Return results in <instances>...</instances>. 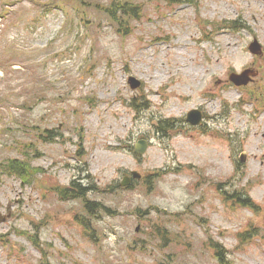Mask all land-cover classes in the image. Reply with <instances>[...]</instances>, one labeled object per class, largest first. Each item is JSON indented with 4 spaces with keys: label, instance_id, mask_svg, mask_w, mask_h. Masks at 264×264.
I'll return each mask as SVG.
<instances>
[{
    "label": "rangeland",
    "instance_id": "rangeland-1",
    "mask_svg": "<svg viewBox=\"0 0 264 264\" xmlns=\"http://www.w3.org/2000/svg\"><path fill=\"white\" fill-rule=\"evenodd\" d=\"M114 1L0 0V264H264V0Z\"/></svg>",
    "mask_w": 264,
    "mask_h": 264
},
{
    "label": "trees",
    "instance_id": "trees-1",
    "mask_svg": "<svg viewBox=\"0 0 264 264\" xmlns=\"http://www.w3.org/2000/svg\"><path fill=\"white\" fill-rule=\"evenodd\" d=\"M130 8H134V7L133 4L129 3L128 1L121 0L118 2L115 0L107 10V14L109 15L110 20L116 23V26L118 27L117 28L118 33H120L123 36H125L127 32H125L124 34L122 29L123 28L127 29L128 25L130 24V20H132L131 16L135 17L137 15V13L134 14L133 10ZM174 123L175 121L173 120L160 122L157 124V129L162 134L164 133L168 134L169 132L167 133V130L172 131L175 129L176 126ZM46 133L47 135L52 134L50 132H46ZM29 167L30 166L26 165L25 162L12 161V162H7L6 164H2V166H0V171L2 173H13L23 180H29V178L31 177ZM155 177L156 179L160 178L162 177V174L157 173L154 176V179ZM75 187H76L75 184H73V186L69 189L60 188L59 193L62 199L66 201L83 200V204L85 205L86 210L90 214H93L95 211H97L95 207H98V203L90 202L89 199H87L88 196L87 193L89 191L80 188V186H78V189H75ZM236 200L238 204H241L245 208H250L252 210L256 209V205L253 202H250L249 200H242L241 198H237ZM96 213L97 212H95L94 215ZM83 225L87 227L86 223H83ZM246 238H248L249 240V234H241L240 236L241 241L246 240ZM213 248L217 254V257L219 258L220 263L226 264V261L224 260V251L221 248V246L216 243L213 245Z\"/></svg>",
    "mask_w": 264,
    "mask_h": 264
},
{
    "label": "water",
    "instance_id": "water-1",
    "mask_svg": "<svg viewBox=\"0 0 264 264\" xmlns=\"http://www.w3.org/2000/svg\"><path fill=\"white\" fill-rule=\"evenodd\" d=\"M260 49H261V47L259 46V44L257 42H254L250 47V50L253 54H259ZM250 74H251L250 71L245 72L244 75H242V76H239L237 74H232L230 76V80L236 86L247 85L251 81V78H249ZM129 83H130V86L133 90H136V89L140 88V86H141V82L138 81L137 79L133 78V77H131L129 79ZM202 120H203V115L200 111L193 110L188 114L187 121L194 126L200 125ZM148 147H149V143L145 140H141L137 143L135 152L138 155H144L146 153V151L148 150ZM241 161L244 162L245 158H241ZM132 176L136 180H141V175L137 172H133ZM130 184H131V178L127 177L123 180L121 185H122V187H128V186H130Z\"/></svg>",
    "mask_w": 264,
    "mask_h": 264
},
{
    "label": "bare ground",
    "instance_id": "bare-ground-1",
    "mask_svg": "<svg viewBox=\"0 0 264 264\" xmlns=\"http://www.w3.org/2000/svg\"><path fill=\"white\" fill-rule=\"evenodd\" d=\"M235 46H236V44H229V45L227 46V49L230 50V51H233L234 48H235ZM240 57H241V58L244 57L245 60H246V57H245V56H240ZM235 58H236V57H234V58H232V59L234 60ZM245 60H244V61H245Z\"/></svg>",
    "mask_w": 264,
    "mask_h": 264
}]
</instances>
